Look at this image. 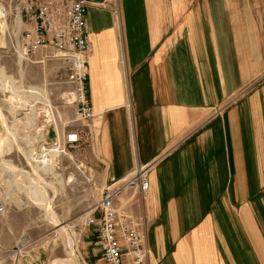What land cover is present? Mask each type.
<instances>
[{
	"label": "crops",
	"instance_id": "1",
	"mask_svg": "<svg viewBox=\"0 0 264 264\" xmlns=\"http://www.w3.org/2000/svg\"><path fill=\"white\" fill-rule=\"evenodd\" d=\"M87 1L93 185L153 164L147 264H264V0Z\"/></svg>",
	"mask_w": 264,
	"mask_h": 264
},
{
	"label": "rangeland",
	"instance_id": "2",
	"mask_svg": "<svg viewBox=\"0 0 264 264\" xmlns=\"http://www.w3.org/2000/svg\"><path fill=\"white\" fill-rule=\"evenodd\" d=\"M9 1L0 0V6L7 11L4 23L0 24V135L6 136L8 125L14 128L16 135L8 136L10 149L3 157L13 168H8L0 160V196L7 199L5 212L0 215V255L10 250L20 235H26L35 240L32 258L17 255L6 264H35V261L37 264H69L64 247L65 237L59 230L60 226L65 225L74 231L78 263L104 264L93 229L84 225V218L102 193L100 187L93 185L90 176L89 141L82 140L78 148H67L63 144V138L71 130L87 129L77 126L80 123L75 121V105L70 95L72 89L67 82L69 70L56 59L42 63L22 62L16 53V41L22 28L15 27V14L6 7ZM99 7L115 12L122 9L121 0L103 2ZM19 62L23 68L22 76L19 73ZM263 74L252 83H263ZM21 86L26 92V98L22 96ZM24 99L27 105L31 102L36 107L35 130L30 129L25 110L16 109L14 114L10 111L12 106L17 105L19 108ZM27 135L38 139L33 143L36 154L41 144L47 145L50 150H59L53 162V172L49 175L44 174V171L38 172L47 185L52 184V187L46 186L47 194L52 198L53 210L61 223L59 227L46 222L44 213L31 204L26 196L32 185L31 179L34 178L21 151H28ZM131 194L133 200L140 198L138 193Z\"/></svg>",
	"mask_w": 264,
	"mask_h": 264
},
{
	"label": "built area",
	"instance_id": "3",
	"mask_svg": "<svg viewBox=\"0 0 264 264\" xmlns=\"http://www.w3.org/2000/svg\"><path fill=\"white\" fill-rule=\"evenodd\" d=\"M6 7L12 10L22 28L16 41V53L22 62L42 63L56 59L67 66L75 121L81 123L77 126L84 127L83 122L96 116L87 91V57L93 51L86 32L88 1L10 0ZM90 135L87 129L75 128L63 138V144L67 148H78L82 140L90 139ZM38 150L37 155L49 159L51 151L47 145L41 144ZM152 166L149 163L137 167L122 181L111 177L84 218L85 227L93 229L104 264H147L149 250L143 221L121 212L119 198L126 191L138 193L143 198L149 191L148 176ZM5 199L0 196V215L5 212ZM34 243V239L20 235L11 249L0 255V264H6L17 255L32 258Z\"/></svg>",
	"mask_w": 264,
	"mask_h": 264
},
{
	"label": "bare ground",
	"instance_id": "4",
	"mask_svg": "<svg viewBox=\"0 0 264 264\" xmlns=\"http://www.w3.org/2000/svg\"><path fill=\"white\" fill-rule=\"evenodd\" d=\"M6 12H5V9L0 6V24L2 22L4 23V19L6 18ZM14 23H15V27L18 29L20 26L18 19H15ZM18 67H19V73L22 76L23 75V68L21 66V62L18 63ZM21 89L20 90L22 91V96H24V98H26V92L22 86H21ZM70 95L72 96V94H70ZM72 98H73V96H72ZM24 100H22L20 102L21 106L19 108L17 107V105H15V106H12L10 108V111L12 114H14V113H16V109L25 110V112L29 118L28 121H30V129L35 130L36 118H37L36 107L31 102H29V104L27 105V100L26 99H24ZM18 105H19V103H18ZM0 117H2L1 114H0ZM6 132H7V134L5 137L0 135V160L8 168H13L9 162L3 160L4 159L3 157L5 156V154H7V152L10 149V143H9L8 136H13L16 132H15L14 128H10L9 125L6 126ZM26 137H27L26 143L29 145L28 151L26 152V151H24V149H21V151L25 155L27 163H29L32 174L34 175V178L31 179L32 185H31L30 189L26 192V196H27V198L31 204H33L34 206L39 208L44 213V220L46 222H48L50 225H52L54 227H59L61 225L60 220H59L57 214L53 210V207L51 204L52 198L49 197L47 194V187L46 186L49 185L50 187H52V184L48 183V185H47V183L44 182L45 180L43 181V179H42L43 176L40 177L38 174L39 171H41V172L44 171V174H46V175L47 174L49 175L51 172H53V169H54L53 168V162H55L56 157H58L59 150L57 148L50 150L51 152L48 153L49 159H45L44 155L40 156V155H37L35 153V147L33 146V143L36 142L38 139H36V138H34V136H30V135L29 136L27 135ZM38 148H39V146H38ZM39 183L40 184L42 183V184L39 186L38 185ZM53 195H55L54 192H53ZM59 230H60L61 234L64 235V237H65L64 247H65L66 255L69 259V264H79L77 261V259H78L77 258V246H76L74 231L72 230V227H68V226L64 225V226H60ZM56 263L62 264L61 262H56Z\"/></svg>",
	"mask_w": 264,
	"mask_h": 264
}]
</instances>
